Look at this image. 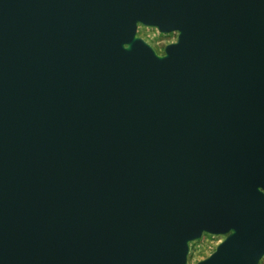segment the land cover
<instances>
[{
	"label": "water",
	"instance_id": "water-1",
	"mask_svg": "<svg viewBox=\"0 0 264 264\" xmlns=\"http://www.w3.org/2000/svg\"><path fill=\"white\" fill-rule=\"evenodd\" d=\"M204 232L198 264H262L264 0H0V264H189Z\"/></svg>",
	"mask_w": 264,
	"mask_h": 264
},
{
	"label": "rangeland",
	"instance_id": "rangeland-1",
	"mask_svg": "<svg viewBox=\"0 0 264 264\" xmlns=\"http://www.w3.org/2000/svg\"><path fill=\"white\" fill-rule=\"evenodd\" d=\"M139 35L145 38L148 42H150L157 50H163L164 46L168 43H171L176 40V34L163 35L156 29H148L144 27H139ZM223 239H217L218 243ZM207 252L196 251L191 258V262H195L201 257H203Z\"/></svg>",
	"mask_w": 264,
	"mask_h": 264
},
{
	"label": "flooded vegetation",
	"instance_id": "flooded-vegetation-1",
	"mask_svg": "<svg viewBox=\"0 0 264 264\" xmlns=\"http://www.w3.org/2000/svg\"><path fill=\"white\" fill-rule=\"evenodd\" d=\"M175 34L178 35L177 33H175ZM168 35H170V34H168ZM176 39H177V36H176ZM175 41H173V42H175ZM168 44H170V43H168ZM167 45L164 46L163 50H157L156 48L155 49L157 50V52L159 54L163 55ZM220 238L224 239V237H217V236H213V235H210V234L204 232L200 239L192 242L190 245L189 264H198L199 262L210 257V255L216 250L217 246L219 245L220 242L218 243L217 239H220ZM202 250L206 251L207 253L203 257L198 259L197 261L191 262V258L194 255V253L196 251L198 252V251H202Z\"/></svg>",
	"mask_w": 264,
	"mask_h": 264
},
{
	"label": "trees",
	"instance_id": "trees-1",
	"mask_svg": "<svg viewBox=\"0 0 264 264\" xmlns=\"http://www.w3.org/2000/svg\"><path fill=\"white\" fill-rule=\"evenodd\" d=\"M262 264H264V258H263V260H262Z\"/></svg>",
	"mask_w": 264,
	"mask_h": 264
}]
</instances>
